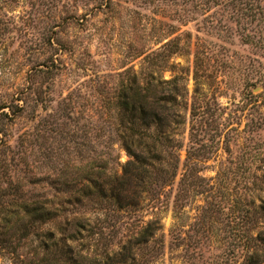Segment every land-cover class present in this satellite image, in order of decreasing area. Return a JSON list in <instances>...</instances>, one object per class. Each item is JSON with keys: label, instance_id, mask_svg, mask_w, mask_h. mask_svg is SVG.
Returning a JSON list of instances; mask_svg holds the SVG:
<instances>
[{"label": "rangeland", "instance_id": "1", "mask_svg": "<svg viewBox=\"0 0 264 264\" xmlns=\"http://www.w3.org/2000/svg\"><path fill=\"white\" fill-rule=\"evenodd\" d=\"M161 68L165 80L185 77L177 175L134 214H116L107 244L118 251L156 221L139 263L242 264L264 198V0H0V187L9 175L77 177L59 170L91 161L99 107L115 103L121 73ZM31 193L56 192L41 184L6 199ZM12 228L17 254L0 264H65L48 255L47 227L21 240Z\"/></svg>", "mask_w": 264, "mask_h": 264}, {"label": "trees", "instance_id": "2", "mask_svg": "<svg viewBox=\"0 0 264 264\" xmlns=\"http://www.w3.org/2000/svg\"><path fill=\"white\" fill-rule=\"evenodd\" d=\"M161 71L164 70L121 73L115 103L99 107L92 133L95 147L91 161L80 159L59 170L62 175L74 172L77 177H40L39 173L27 182L11 175L6 177L5 187H0V254H17L18 247L9 241L12 235L4 237L13 226L17 232L13 236L19 240L38 237V230L44 226L47 230L41 237L49 248L48 255L64 256L65 264H148L144 260L139 263L137 255L141 246L157 240L152 239L150 229L158 231V222L125 236L118 251H111L107 239L116 237L111 224L116 214H134L145 196L156 199V189L171 185L177 175L176 151L182 145L174 139V130L182 123L187 109L185 77L173 75L165 80ZM71 99L68 95L63 101ZM1 142L2 139L0 145ZM115 146L126 154L128 160L124 164L119 162ZM78 147L84 149V144L79 143ZM191 149L187 152L183 180L193 175ZM41 184L56 193H31L27 199L19 194L20 201L15 203L6 199L13 196L12 189H40ZM259 202L252 212L258 231L249 240L242 264H264V227L258 226L264 219V198ZM64 240L70 242L68 251L63 248Z\"/></svg>", "mask_w": 264, "mask_h": 264}]
</instances>
